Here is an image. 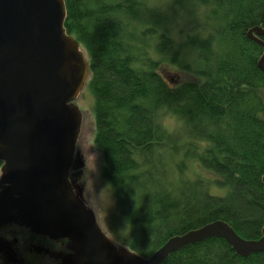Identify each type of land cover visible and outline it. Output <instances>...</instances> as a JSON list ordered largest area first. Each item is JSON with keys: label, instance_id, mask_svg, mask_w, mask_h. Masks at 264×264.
I'll use <instances>...</instances> for the list:
<instances>
[{"label": "trees", "instance_id": "1", "mask_svg": "<svg viewBox=\"0 0 264 264\" xmlns=\"http://www.w3.org/2000/svg\"><path fill=\"white\" fill-rule=\"evenodd\" d=\"M64 2L65 29L89 62L93 142L115 197L114 235L143 257L215 220L260 238L263 47L246 32L264 28V0ZM160 264H264V251L244 257L209 237Z\"/></svg>", "mask_w": 264, "mask_h": 264}, {"label": "water", "instance_id": "2", "mask_svg": "<svg viewBox=\"0 0 264 264\" xmlns=\"http://www.w3.org/2000/svg\"><path fill=\"white\" fill-rule=\"evenodd\" d=\"M65 18L64 0H0V161L7 182L0 223L14 208L35 232L67 238L73 251L67 264H160L209 237L224 238L244 257L264 251V229L260 238L244 239L222 220L173 236L147 257L110 241L68 178L82 119L74 100L89 62ZM246 35L263 47L264 73V28Z\"/></svg>", "mask_w": 264, "mask_h": 264}, {"label": "flooded vegetation", "instance_id": "3", "mask_svg": "<svg viewBox=\"0 0 264 264\" xmlns=\"http://www.w3.org/2000/svg\"><path fill=\"white\" fill-rule=\"evenodd\" d=\"M2 165L0 161V192L7 187ZM86 171L84 155L76 143L68 178L75 192H81L80 196L87 204L82 181ZM9 215V220L0 223V264H67L66 260L73 253L67 238H51L35 232L23 224L14 208L9 210Z\"/></svg>", "mask_w": 264, "mask_h": 264}, {"label": "rangeland", "instance_id": "4", "mask_svg": "<svg viewBox=\"0 0 264 264\" xmlns=\"http://www.w3.org/2000/svg\"><path fill=\"white\" fill-rule=\"evenodd\" d=\"M181 24L183 23L181 22ZM174 75L176 74L174 73ZM74 103L78 106L82 115L77 147L84 155L87 168L82 180L85 185L84 197L88 206L94 211L98 225L110 241L119 247H127L121 239L114 235V231L112 230L118 224V211L112 188L106 183L101 174V153L93 142L95 127L93 118L94 97L89 89L88 80L74 100ZM164 121L167 125L174 122L170 118H165ZM210 192L213 194H224L225 189L212 185ZM116 231L124 233L118 227Z\"/></svg>", "mask_w": 264, "mask_h": 264}, {"label": "bare ground", "instance_id": "5", "mask_svg": "<svg viewBox=\"0 0 264 264\" xmlns=\"http://www.w3.org/2000/svg\"><path fill=\"white\" fill-rule=\"evenodd\" d=\"M192 230V229H191ZM174 236H176V235H174ZM173 237V236H172ZM171 238V237H170ZM202 241H204V239H202V240H199V241H196V242H193V243H199V242H202ZM193 243H189V244H193ZM189 244H186V245H189ZM185 245V246H186ZM184 247V246H183ZM182 248V247H181ZM236 252V251H235ZM255 253V252H254ZM251 254V253H250Z\"/></svg>", "mask_w": 264, "mask_h": 264}]
</instances>
